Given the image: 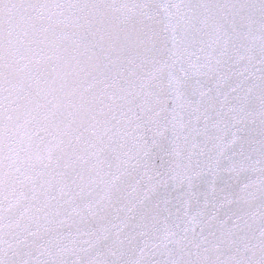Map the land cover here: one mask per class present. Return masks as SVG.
I'll return each instance as SVG.
<instances>
[{"label": "snow or ice", "instance_id": "6c2138e0", "mask_svg": "<svg viewBox=\"0 0 264 264\" xmlns=\"http://www.w3.org/2000/svg\"><path fill=\"white\" fill-rule=\"evenodd\" d=\"M0 264H264V0H0Z\"/></svg>", "mask_w": 264, "mask_h": 264}]
</instances>
